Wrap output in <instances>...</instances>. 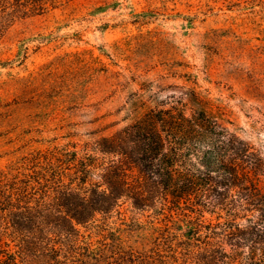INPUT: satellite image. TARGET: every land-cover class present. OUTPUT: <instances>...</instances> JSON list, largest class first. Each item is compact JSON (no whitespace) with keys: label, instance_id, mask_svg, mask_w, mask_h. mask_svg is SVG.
<instances>
[{"label":"rangeland","instance_id":"374dc122","mask_svg":"<svg viewBox=\"0 0 264 264\" xmlns=\"http://www.w3.org/2000/svg\"><path fill=\"white\" fill-rule=\"evenodd\" d=\"M19 1H0V175L36 187L60 156L70 182L76 151L94 153L102 137L150 112L159 126L171 116L217 130L193 142L195 173L227 183L212 163L225 157L243 164L246 187L264 191V174L252 170L264 160V0ZM170 208L124 200L102 216L90 230L120 253L96 264H141L127 258L149 254L167 218L184 223V210Z\"/></svg>","mask_w":264,"mask_h":264},{"label":"trees","instance_id":"16d2710c","mask_svg":"<svg viewBox=\"0 0 264 264\" xmlns=\"http://www.w3.org/2000/svg\"><path fill=\"white\" fill-rule=\"evenodd\" d=\"M173 118L159 126V118L149 112L145 119L102 137L94 153L78 158L76 151L72 159L80 187L72 183L79 177L70 174V182L65 181L60 156L50 179L37 174L36 187L30 180L19 185L17 178L0 175V264L109 263V251H120L101 241L104 234L95 235L90 226L121 212L124 200L142 210L152 205L182 208L185 215L180 228L167 218L151 252L127 258L130 262L264 264V191L246 187L250 180L240 171L243 164L229 167L225 157L212 163L226 172L227 183L195 173L193 142L218 132L208 124L181 125ZM228 139L236 159L242 158L243 149ZM263 161L252 168L258 177L264 174ZM134 169L137 174L130 179ZM92 174L101 180H92ZM212 184L225 189L207 188ZM207 212L216 218L207 219Z\"/></svg>","mask_w":264,"mask_h":264}]
</instances>
